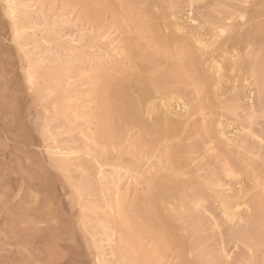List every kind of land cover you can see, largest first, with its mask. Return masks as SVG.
<instances>
[{"label": "rangeland", "instance_id": "374dc122", "mask_svg": "<svg viewBox=\"0 0 264 264\" xmlns=\"http://www.w3.org/2000/svg\"><path fill=\"white\" fill-rule=\"evenodd\" d=\"M224 1L228 4L233 0ZM214 2L178 0L179 6L174 9L180 10L179 15L189 23L190 9L194 10L198 20H204L206 13L219 8ZM9 3L17 7V15L21 16L22 30L16 40H13L10 16L6 14ZM238 3L245 4L244 0H238ZM115 8L116 11L104 12L98 21L85 16L82 0H0V19L6 21L4 32L0 33V49L9 52L0 61V75L5 80L0 82V92L6 93L5 98L0 97V172L10 178L0 192V198L10 196L16 181L15 173L20 177L19 196L9 197L2 207L7 227L14 224V216L24 214L27 218L36 214L38 209L43 215L41 219L34 224L29 218L22 217V227L33 225L45 234L50 233V227L54 228L50 234L57 236L56 245L63 252L64 260L69 259L71 264H105L103 260L107 261L106 264H115L113 250L121 236V228L115 221L119 198L131 202L137 195L145 194L150 182L161 176L187 181L184 193L197 187L194 179L202 177L205 180L206 177L210 184L192 193L181 207L202 221L201 231L195 234L202 238L200 247L210 251L221 264H250L253 254L262 261V240L256 237L252 245H247L237 238L239 220L232 219L233 211L220 204L217 193L222 189L229 192L248 190V200L250 196L264 193V91H258L256 85H249L252 79L247 82L244 77L236 76L234 79L240 85L239 90L245 85L241 97L232 98L233 91L228 88L217 100L206 91V85L199 82L193 85L194 88L189 85L183 89L186 94L180 100L193 110L191 129L185 134L156 140L131 125L123 128L118 138H95L99 126L95 115L101 107L97 93L99 73L117 64V67L128 68L129 61L124 55L129 42L125 39L129 35L147 43L149 51L155 48L153 42H148L152 34L150 22H138L142 18L141 8L138 10L137 6L132 11L123 6ZM230 9L232 7L228 6ZM247 15L244 19L237 16L231 21H243ZM228 33L222 32L218 40L224 39ZM180 49L182 47L177 45L173 50ZM165 66L163 64L162 69ZM27 72L34 76L31 78ZM29 77L34 83L36 81L35 92L30 90ZM189 79L187 77L188 82ZM191 89L193 91L189 93ZM188 94L191 95L188 97ZM220 120L227 132L245 148L221 139L215 129ZM55 144L71 147L75 151L72 156H79L82 160L79 159L70 169L52 168V174L47 175L43 169H49ZM174 146L178 148L173 150ZM172 160L180 163V168H174ZM15 164H18L17 168ZM196 168L200 170L193 173ZM17 202L21 210L16 215ZM246 206L243 204L234 210L238 213L245 210V213ZM62 219H67L70 224ZM172 224L178 232L177 224ZM186 225L184 221L183 226ZM138 238L145 248L159 249L156 238L143 235ZM41 240V245L46 244L45 239ZM52 244L50 241L47 246ZM177 249L159 253V256L165 264H189L194 253H186L183 257Z\"/></svg>", "mask_w": 264, "mask_h": 264}, {"label": "bare ground", "instance_id": "6f19581e", "mask_svg": "<svg viewBox=\"0 0 264 264\" xmlns=\"http://www.w3.org/2000/svg\"><path fill=\"white\" fill-rule=\"evenodd\" d=\"M252 1L244 0L245 4H240L238 0L235 2L233 0L232 2L228 1L227 4L224 0H215L214 4L219 8L206 13L207 17L204 20H198L197 16H194V10L190 9L191 21L188 23L184 20L185 17L183 19L182 15H179L180 10L174 9L179 6L178 0H82L86 8L85 16L96 20L101 19L102 14L106 11H112L111 9L116 11L114 7L123 6L127 11H132L138 6V10L141 8L140 17H142L141 20L138 19V22L139 24L150 22L152 34H150L148 42H153L155 46L152 51H149L147 43L135 40L136 38L132 39L129 35L125 39L129 42H127V50L124 55V58L129 61L128 68L117 67V64V66L99 73L100 83L97 93L101 107L99 113L95 115L99 120V126L94 137L97 139L101 136H105L107 139L118 138L122 135L123 128L131 125L140 128L143 134L150 135L156 140L185 134L191 129L190 119L193 110L185 101L181 103L180 100L182 101L184 98L183 89L189 85L194 88L193 85H198L199 82L204 83L209 95L217 100L220 98L219 95L228 91V88L231 92L233 91L232 98L239 99L241 97L245 85L239 90L240 85L235 83L237 79H234L236 76L242 79L244 77L247 82L252 79L249 85H256L258 91H264V0ZM247 2L249 5L246 4ZM228 6H231L232 9L228 10ZM17 12V7L12 3L7 5L6 14L11 19L14 32L13 40L19 37L22 30L20 27L21 16L17 15ZM246 13L248 15L245 20L232 22L237 16L244 19ZM5 22L0 19V33L5 30ZM227 31H229L228 35L219 41L220 34ZM177 45L182 49L174 51L173 49ZM5 50L0 49V61L5 58L4 55L8 52ZM177 56L180 57L177 58ZM173 57L177 59H173ZM163 64L166 66L162 69ZM1 70L2 67H0V72H2ZM190 71L191 75H189ZM228 72H232L233 75ZM27 74L31 78L34 76L28 72ZM2 76L0 75V82L5 81ZM187 77L191 78V80L189 79L191 82L187 81ZM31 78L29 82L27 81L31 89L27 88L33 89L35 92L37 90L35 88L36 81L34 80V83ZM192 91V89L189 90V93ZM0 93V97L5 98L6 93L2 91ZM189 95L191 94L187 96L189 97ZM215 125L217 133L221 134V139L225 143L244 147V144L236 141V138L227 132L221 120L217 121ZM17 137L19 138V136ZM180 137L182 138V136ZM176 147L174 146L172 149L174 150ZM52 149L55 150L51 151L54 156L49 160V169H43L47 175L52 174V168L70 169L71 166L77 164L79 159L82 160L79 156H72L75 151L71 147H59L58 144H55ZM187 149L188 147H186ZM172 162H174V168H180V163L178 164L175 160ZM198 170L200 168L194 169L193 173ZM8 174L11 173L8 172ZM15 178L16 181L9 194L10 198H16L20 194L18 173H15ZM9 179V176L0 172V192L4 190ZM204 179L202 177L194 179L198 183L197 187H194L191 192L184 193L187 181L161 176L150 182V188L145 194L137 195L131 202L119 198L117 200L119 213L115 221L121 228V236L113 250L116 255L115 264H165L159 253L164 254L177 247L180 256L184 257L186 253H194L189 264H221L217 262L216 257L210 251L200 247L202 238L195 236L202 229L201 219L190 216L181 208L185 205V199L192 196V193H197L203 186L210 184L209 181H206V177ZM247 192L248 190L243 189L233 192L222 189L220 192L218 191L217 196L221 199L220 204L226 210L233 211L232 219L238 218L239 220L236 231L237 238L247 245H252L253 240L257 237L262 240L264 245V193L254 197L250 196L251 199L248 200ZM9 197L0 198V264H56L58 261H61V263L58 262L59 264L70 263L69 259L68 261L63 259V252L56 245L57 236L52 235L54 228L49 226L50 233H52H46L51 238L49 239L43 230L36 226L22 227L23 218H29V222L34 224L39 221L37 219H41L43 215L38 209L36 214L28 215L27 218L24 214L23 216H14V224L10 228L7 227L2 207ZM177 199L179 202L173 204ZM247 203L249 206H246ZM243 204L248 208L247 212L244 213L245 210L240 212L238 209L240 212L238 213L234 210L235 207L238 208ZM82 206L83 208L88 207L85 204ZM20 210V203L17 202L16 215L20 214ZM184 221L187 222L186 226H183ZM172 222L177 224L179 233L173 229ZM62 228L64 229V227ZM177 234L183 236L184 239ZM142 235L156 238L159 249L145 248L138 238ZM68 237L65 238L69 239ZM41 239H45L46 244L41 245ZM50 241L53 244L47 246ZM250 259V264H264V258L260 261L254 254ZM102 262L107 263L106 260Z\"/></svg>", "mask_w": 264, "mask_h": 264}]
</instances>
